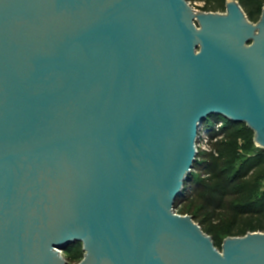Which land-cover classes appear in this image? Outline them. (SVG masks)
<instances>
[{
  "label": "water",
  "instance_id": "water-1",
  "mask_svg": "<svg viewBox=\"0 0 264 264\" xmlns=\"http://www.w3.org/2000/svg\"><path fill=\"white\" fill-rule=\"evenodd\" d=\"M212 115L264 149V7L0 0V264H264L175 210Z\"/></svg>",
  "mask_w": 264,
  "mask_h": 264
},
{
  "label": "trees",
  "instance_id": "trees-1",
  "mask_svg": "<svg viewBox=\"0 0 264 264\" xmlns=\"http://www.w3.org/2000/svg\"><path fill=\"white\" fill-rule=\"evenodd\" d=\"M199 9L224 12L227 0H201ZM249 20L260 18L264 0H237ZM215 122H221L218 130ZM211 151H200L175 202V210L191 215L202 230L221 249L229 236L248 232L264 233V149L254 143V132L244 123H235L221 116L213 120ZM68 264L79 263L84 255L82 243L66 248Z\"/></svg>",
  "mask_w": 264,
  "mask_h": 264
},
{
  "label": "built area",
  "instance_id": "built-area-1",
  "mask_svg": "<svg viewBox=\"0 0 264 264\" xmlns=\"http://www.w3.org/2000/svg\"><path fill=\"white\" fill-rule=\"evenodd\" d=\"M188 3H189V5H191L194 9H196L192 4H191V1L190 0H188ZM199 6H201V5H199ZM198 6V7H199ZM196 10H198V9H196ZM221 125H222V123L221 122H215L214 123V127L218 130V128H220L221 127ZM206 130V131H205ZM204 132H206V133H208V130L207 129H205V126L203 125L200 129H199V131H198V141H197V151H198V154H199V152L200 151H206V152H210L211 151V147H210V142H211V138H208L207 136H209V135H207L206 134V138H204V135H203V133ZM206 139V140H205ZM212 140H214V139H212ZM203 142H205V143H203ZM203 144H207V146H208V148H204V149H202V145ZM177 212V211H176Z\"/></svg>",
  "mask_w": 264,
  "mask_h": 264
},
{
  "label": "rangeland",
  "instance_id": "rangeland-1",
  "mask_svg": "<svg viewBox=\"0 0 264 264\" xmlns=\"http://www.w3.org/2000/svg\"><path fill=\"white\" fill-rule=\"evenodd\" d=\"M191 1V4L194 6L195 4V8L196 9H198V10H200L199 9V5H203L204 4V2L203 1H201V0H190ZM217 115H212V116H210L205 122H204V126H205V129H207L208 130V133H206V132H204L203 133V135H204V138H206V134L207 135H209V130L211 131V128H212V124H213V120L215 119V117H216ZM206 131V130H205ZM208 138H211V140L212 139H214L211 135H209V136H207ZM206 140V139H205ZM203 143H205V142H203ZM202 145V144H201ZM204 148H208V146H207V144H203L202 145V149H204ZM62 255L66 258V254H64V253H62Z\"/></svg>",
  "mask_w": 264,
  "mask_h": 264
}]
</instances>
